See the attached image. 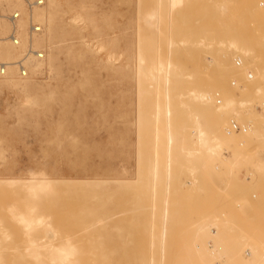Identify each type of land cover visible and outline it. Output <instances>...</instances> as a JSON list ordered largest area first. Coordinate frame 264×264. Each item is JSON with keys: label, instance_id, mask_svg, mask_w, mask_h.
<instances>
[{"label": "rangeland", "instance_id": "obj_1", "mask_svg": "<svg viewBox=\"0 0 264 264\" xmlns=\"http://www.w3.org/2000/svg\"><path fill=\"white\" fill-rule=\"evenodd\" d=\"M59 1L0 0V264H264V0Z\"/></svg>", "mask_w": 264, "mask_h": 264}, {"label": "bare ground", "instance_id": "obj_2", "mask_svg": "<svg viewBox=\"0 0 264 264\" xmlns=\"http://www.w3.org/2000/svg\"><path fill=\"white\" fill-rule=\"evenodd\" d=\"M66 1H68V0H65V2ZM157 1V0H156ZM153 2V1H152ZM158 2V4L160 5V4H163L164 2H165V0H158L157 1ZM166 2H170V0H166ZM51 5H50V8H49V11H48V13L47 12H45V10L44 9H41V10H39V11H36L35 12V14H33V12L34 11H32V13H30V17H32L33 15H36V17L39 19H43L44 17H48V25H49V30H50V37L48 38V40H49V43L50 44H52V42L56 39V38H58V35H59V33L61 32V30H60V28H59V25H60V21H59V18H58V7H59V4H60V1L59 0H52V2L50 3ZM67 5V4H66ZM67 7L69 8V11L71 12V13H73L74 12V14L72 15V23L71 24H68V27H69V32H65V31H63V32H61V35H63V36H68V37H73L74 35H75V31H76V26L73 24V21H75V20H77L78 19V21L80 20L79 18H82L81 17V15L79 14V13H75V11L74 10H72L71 8H70V6L69 5H67ZM36 8V7H35ZM34 9V8H33ZM156 9V8H155ZM82 19H84V18H82ZM82 19H81V21H82ZM33 20V19H32ZM70 20V21H71ZM104 20H106V21H104V23H105V25H107V19L106 18H104ZM144 20H145V22L150 26V27H155V26H157V24H158V21H159V14L156 12V11H152V12H147L145 15H144ZM47 21V20H46ZM83 22H85V21H83ZM75 23H76V21H75ZM35 24V23H34ZM41 26V25H40ZM43 27V26H42ZM39 36V35H38ZM31 37H33V36H31ZM47 37V36H46ZM171 39V38H170ZM31 44V46H32V43H30ZM37 44H40V42L39 41H37ZM19 46V45H18ZM18 46H16V47H18ZM47 46V45H46ZM33 47V46H32ZM168 47L169 48H171L172 47V42H169L168 43ZM1 48V51H2V56H5L6 57V59L7 60H12V59H14L15 57H16V55H15V53L8 47V46H4V47H0ZM47 49V48H46ZM106 49V48H105ZM55 52H56V50H55ZM111 53V52H110ZM109 53V54H110ZM76 55L77 56H79V53H75L74 55H73V57H76ZM120 56H121V54H120ZM112 57H114L112 54L111 55H109V58H112ZM35 60V61H34ZM44 60V57H43V59L42 60H37L36 58L34 59V57L33 56H29V57H26V60H25V62H26V67H27V69L29 70V68H30V66L31 67H33V69H35V70H38V69H40V67H41V62L40 61H43ZM34 61V62H33ZM37 61H39V62H37ZM33 62V63H32ZM7 63V62H6ZM15 63V62H14ZM10 64H12V65H10L9 66V77L7 78L10 82H11V87L12 88H15V87H18L19 85H22V84H20V83H17V82H14V81H12V79H13V75L15 74L14 73V69L12 68V67H14L16 70H17V73H18V75H19V77L20 78H22V79H26V78H29L30 76H28V77H25V78H23V77H21L20 76V74H19V70H18V68L13 64V63H10ZM29 67V68H28ZM157 67H159L161 70H163L164 71V73H165V82H166V84L167 83H169V73H170V69H171V67H172V64H171V62L170 61H167V62H165V63H160ZM29 72H30V70H29ZM31 73V72H30ZM7 75V74H6ZM5 77V76H4ZM24 86V88H26L27 90H28V85L27 84H23ZM205 98V97H204ZM167 102H169V101H167ZM165 112H166V114L167 115H169V103H166L165 104ZM170 130V129H169ZM172 137V136H171ZM171 137H169L168 136V141H167V145L169 146L170 144H171V146H172V141H173V139H171ZM214 147V148H213ZM212 148H209V149H214L213 151H216V149H219L218 148V146H213ZM211 151V150H210ZM166 155V154H165ZM262 169H264V166L262 167ZM250 172V171H249ZM247 173H248V171H247ZM251 176V175H250ZM248 177V176H247ZM249 178V177H248ZM247 179V178H246ZM43 180H47V179H43ZM248 180V179H247ZM48 183H40V186H46ZM32 188H33V186H32ZM26 222V225L28 226L30 223H31V221H27V220H23V222ZM36 222L37 223H41L42 221H41V219L40 218H38V219H36ZM27 229H28V227H26ZM64 250H62V251H60V252H63ZM65 252V251H64ZM247 256V255H246ZM249 257V256H248Z\"/></svg>", "mask_w": 264, "mask_h": 264}, {"label": "built area", "instance_id": "obj_3", "mask_svg": "<svg viewBox=\"0 0 264 264\" xmlns=\"http://www.w3.org/2000/svg\"><path fill=\"white\" fill-rule=\"evenodd\" d=\"M27 7L29 9H33L35 7H39L43 4L42 0H36V1H30V0H25ZM20 13L19 12H13L12 14H10L7 18L9 20V22L12 25V31L10 33V35L7 37L6 40H8L13 46H18L21 43L20 40V31L17 28V21L20 19ZM42 30V27L39 25H33L31 27V36L36 35L38 33H40ZM29 56H33L34 58H36L37 60H42L44 57V54L42 53V51L36 50L35 48H33L32 46L29 48V50L26 52L25 56L18 60L17 62L13 63L19 70V74L21 77L25 78L28 77L30 75L29 70L27 69L26 65V57ZM12 65L10 63H6V62H0V77H4L6 76V74L8 73V69L9 66ZM249 78H251V75L249 76ZM236 82H232V85H235ZM247 125H242L239 124L236 121H232L231 122V128L229 129V133H238L240 131L243 130H247L246 128ZM247 256H250L251 252L248 250L246 251Z\"/></svg>", "mask_w": 264, "mask_h": 264}]
</instances>
